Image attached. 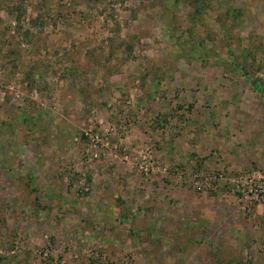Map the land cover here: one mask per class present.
Wrapping results in <instances>:
<instances>
[{
	"label": "rangeland",
	"instance_id": "obj_1",
	"mask_svg": "<svg viewBox=\"0 0 264 264\" xmlns=\"http://www.w3.org/2000/svg\"><path fill=\"white\" fill-rule=\"evenodd\" d=\"M258 84L264 0H0V264H264Z\"/></svg>",
	"mask_w": 264,
	"mask_h": 264
},
{
	"label": "built area",
	"instance_id": "obj_2",
	"mask_svg": "<svg viewBox=\"0 0 264 264\" xmlns=\"http://www.w3.org/2000/svg\"><path fill=\"white\" fill-rule=\"evenodd\" d=\"M199 185V184H198ZM237 192L243 195V198H251L258 203H264V173H256L242 177L237 185Z\"/></svg>",
	"mask_w": 264,
	"mask_h": 264
},
{
	"label": "water",
	"instance_id": "obj_3",
	"mask_svg": "<svg viewBox=\"0 0 264 264\" xmlns=\"http://www.w3.org/2000/svg\"><path fill=\"white\" fill-rule=\"evenodd\" d=\"M262 87H264L262 84H258L257 89H258L259 91H263V93H264V90H261ZM263 89H264V88H263Z\"/></svg>",
	"mask_w": 264,
	"mask_h": 264
},
{
	"label": "flooded vegetation",
	"instance_id": "obj_4",
	"mask_svg": "<svg viewBox=\"0 0 264 264\" xmlns=\"http://www.w3.org/2000/svg\"><path fill=\"white\" fill-rule=\"evenodd\" d=\"M263 88H264V87H262L261 90H264Z\"/></svg>",
	"mask_w": 264,
	"mask_h": 264
}]
</instances>
